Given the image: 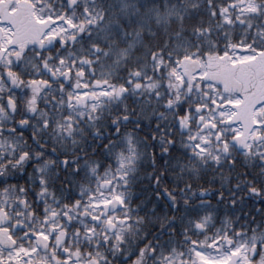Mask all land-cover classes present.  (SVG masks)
<instances>
[{
	"label": "snow or ice",
	"instance_id": "6c2138e0",
	"mask_svg": "<svg viewBox=\"0 0 264 264\" xmlns=\"http://www.w3.org/2000/svg\"><path fill=\"white\" fill-rule=\"evenodd\" d=\"M0 264H264V0H0Z\"/></svg>",
	"mask_w": 264,
	"mask_h": 264
}]
</instances>
